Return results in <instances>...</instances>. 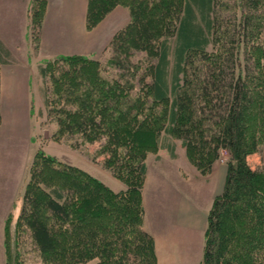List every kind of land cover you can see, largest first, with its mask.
<instances>
[{"label": "trees", "instance_id": "obj_1", "mask_svg": "<svg viewBox=\"0 0 264 264\" xmlns=\"http://www.w3.org/2000/svg\"><path fill=\"white\" fill-rule=\"evenodd\" d=\"M32 2L39 39L47 0ZM116 7L129 20L104 49L111 66L125 72L139 52L149 60L135 96L88 56L37 69L52 139L76 138L74 149L99 143V163L125 188L37 151L14 227L28 230L42 264H157L143 229L145 159L160 147L174 157L175 139L202 176L226 156L200 264H264V165L247 160L264 146V0H87L86 28ZM4 55L0 43V65Z\"/></svg>", "mask_w": 264, "mask_h": 264}, {"label": "crops", "instance_id": "obj_2", "mask_svg": "<svg viewBox=\"0 0 264 264\" xmlns=\"http://www.w3.org/2000/svg\"><path fill=\"white\" fill-rule=\"evenodd\" d=\"M86 5L87 0H47L38 46L40 60L37 63L62 56L99 54L112 35L129 20L125 8L116 7L94 28L88 30L85 21ZM25 10L27 11L26 6ZM25 14L28 19L26 12ZM27 28L28 25L25 24L22 40V47L26 48V52ZM0 43L12 58H21L15 55L20 44L13 37H9L8 31L5 34L0 33ZM17 60L14 64L0 65V102H8L3 103L8 106H22V109L15 108L12 114L5 113L4 116L0 105V137L6 136L9 145L13 144V137H19L20 131L26 128L29 117V83L33 63L27 57L22 62ZM35 63L34 60V65ZM175 141L170 140L174 147V157L160 147L156 153L148 154L152 155L149 162L145 159L147 168L141 194L144 209L143 229L154 239L157 264H200L207 216L197 215L195 206L193 208L191 205L204 204L206 197L204 201H198L195 196L198 189L204 192L207 186L204 183L215 171L217 163L211 173L205 176L188 159L191 166L185 164L182 169L175 164L178 159ZM16 144L10 148H0L2 187H6L5 181L13 185L15 180L14 166L17 159L13 155L17 152ZM163 150L169 156L162 154ZM9 187L11 186L7 188ZM13 208L18 210L17 202H3L0 208V211H5L2 221Z\"/></svg>", "mask_w": 264, "mask_h": 264}, {"label": "rangeland", "instance_id": "obj_3", "mask_svg": "<svg viewBox=\"0 0 264 264\" xmlns=\"http://www.w3.org/2000/svg\"><path fill=\"white\" fill-rule=\"evenodd\" d=\"M32 4V0H0V18L3 17V19L0 20V33L5 34L8 31L9 37H13L14 41L20 44L19 49L15 52V55L17 54L21 57L19 60L16 59L18 62H22L23 59L27 57L33 63L31 65L32 73L29 83L30 102L28 105L29 117H26V128L20 131L19 137H13V144L11 145H9L8 138L6 136L0 137V148H10L15 143H17L15 145L17 152L16 155H13V157L17 159V164L14 166L15 180L12 178L13 185H11L12 183L10 184L5 181V184H7L6 187L0 186V208L3 202L7 200L9 203L17 202L19 209L25 185L28 181L29 169L37 151H42L44 154L54 157L59 161L86 171L113 191L117 192L121 189H124L125 185L123 182L113 177L107 170L103 169L102 165L99 163V161L103 158V156H98L97 153L99 150V143H82V145L80 143V147L78 149H74L71 145L76 142V138L61 141H55L52 139V134L56 130V125L55 123L49 121L45 113L42 93L44 83L39 76L37 67L40 64L45 65L47 61H52L58 57L42 60L37 63L40 60V57L38 56V49L36 50L34 46L37 41H40V37L38 39L36 35L37 30L33 32V35L30 33L29 20L26 19L25 16V12H27L25 10V6L27 9H29V6ZM125 11L128 14L127 9H125ZM25 24L28 25L26 41L28 47L27 52L26 48L23 49L22 47V40H24L23 29ZM25 52L26 55L24 56ZM111 56V50H103L99 54L88 57L99 61L101 65L100 74L102 77L108 80H119L120 82L125 83L127 86L132 85L133 88L130 92L132 96H135V91L140 86V77L145 74L144 68L147 66L149 60L145 54L139 52L133 59L138 62H136L137 65L131 66L125 72H121L111 66ZM4 59L8 62L4 65L16 63V60L10 55L8 57L4 55ZM34 60L36 61L35 65ZM3 103L8 104V102ZM3 103L0 102L4 116L5 113L7 115L12 114L15 108L22 109V106L18 104L8 106L7 104ZM175 142L176 152L178 154V159L176 160L175 164L180 166L182 169L185 167V164L191 166L189 165V162L185 156L184 148L181 147L178 140ZM162 154L169 156L164 150L162 151ZM151 156L152 155H148L146 158L148 162L150 161ZM225 157V153H222L221 159H224ZM94 158L98 162L95 161ZM247 160L253 168L263 166L264 146H261L257 153L249 155ZM214 170L215 171L208 177L206 183H204L207 185L204 192L202 189H198V193L195 196L196 200L198 201H204V198L206 197L204 204L198 205L194 203V205H191L193 208L195 206L197 215H203L204 217L207 216L214 196L221 193L223 189L226 174L225 160L224 162L219 160ZM8 186L11 187L7 188ZM17 212L18 210L13 208L8 213L4 221H2L1 217L3 214H5V211L4 209L0 211V264H7L10 261L11 256L14 259V263L16 262L17 264H42L39 253L32 243L28 230L24 227L18 229L14 227V220ZM8 245L9 247H7ZM13 259L11 258V260ZM87 264H92V262Z\"/></svg>", "mask_w": 264, "mask_h": 264}]
</instances>
